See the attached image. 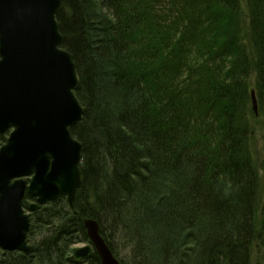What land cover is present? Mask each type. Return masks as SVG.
<instances>
[{"label":"trees","instance_id":"16d2710c","mask_svg":"<svg viewBox=\"0 0 264 264\" xmlns=\"http://www.w3.org/2000/svg\"><path fill=\"white\" fill-rule=\"evenodd\" d=\"M55 18L82 107L69 128L81 184L71 206L29 210L25 193L29 249H0V264H100L95 251L72 257L90 243L86 218L121 264H252L264 246V0H61Z\"/></svg>","mask_w":264,"mask_h":264},{"label":"water","instance_id":"95a60500","mask_svg":"<svg viewBox=\"0 0 264 264\" xmlns=\"http://www.w3.org/2000/svg\"><path fill=\"white\" fill-rule=\"evenodd\" d=\"M61 0H0V249L26 252L30 218L24 194L40 205L65 196L71 206L80 187L81 144L69 128L82 114L77 76L55 18ZM252 109L257 101L251 91ZM28 178V181H27ZM89 244L73 249L74 262L93 251L100 264H121L99 233L83 221Z\"/></svg>","mask_w":264,"mask_h":264},{"label":"rangeland","instance_id":"374dc122","mask_svg":"<svg viewBox=\"0 0 264 264\" xmlns=\"http://www.w3.org/2000/svg\"><path fill=\"white\" fill-rule=\"evenodd\" d=\"M242 7V10H243V5H241ZM255 140H254V143H253V151H254V158H255V162H256V165L258 167V174H259V182H258V198H259V201H263L264 200V170L260 167V163H261V159H262V151H261V136H260V132L258 131L256 134H255ZM34 202V200H31L29 202L32 203ZM24 212L25 213H29L28 210L24 209ZM87 243H76L73 245V248H77V247H81V246H84L86 245ZM261 250V253L259 252V256L256 257V258H253L252 260V264H264V246L260 248Z\"/></svg>","mask_w":264,"mask_h":264}]
</instances>
